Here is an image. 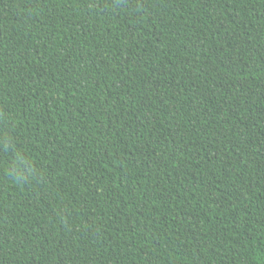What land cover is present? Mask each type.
Returning a JSON list of instances; mask_svg holds the SVG:
<instances>
[{"label":"trees","instance_id":"16d2710c","mask_svg":"<svg viewBox=\"0 0 264 264\" xmlns=\"http://www.w3.org/2000/svg\"><path fill=\"white\" fill-rule=\"evenodd\" d=\"M0 264H264V0H0Z\"/></svg>","mask_w":264,"mask_h":264}]
</instances>
